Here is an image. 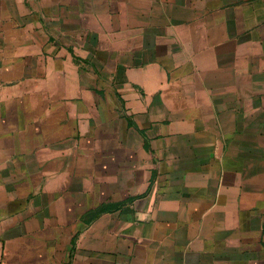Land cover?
I'll use <instances>...</instances> for the list:
<instances>
[{"label": "crops", "instance_id": "1", "mask_svg": "<svg viewBox=\"0 0 264 264\" xmlns=\"http://www.w3.org/2000/svg\"><path fill=\"white\" fill-rule=\"evenodd\" d=\"M0 264H264V0H0Z\"/></svg>", "mask_w": 264, "mask_h": 264}, {"label": "trees", "instance_id": "2", "mask_svg": "<svg viewBox=\"0 0 264 264\" xmlns=\"http://www.w3.org/2000/svg\"><path fill=\"white\" fill-rule=\"evenodd\" d=\"M123 204H119V205H110V206H105L103 207L98 213L97 215H101L102 213H106V212H112L114 210H118L120 207H122Z\"/></svg>", "mask_w": 264, "mask_h": 264}]
</instances>
